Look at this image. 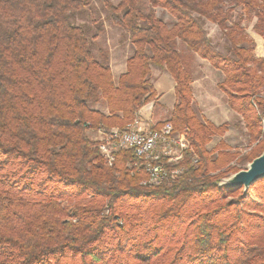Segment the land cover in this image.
<instances>
[{"label":"trees","instance_id":"16d2710c","mask_svg":"<svg viewBox=\"0 0 264 264\" xmlns=\"http://www.w3.org/2000/svg\"><path fill=\"white\" fill-rule=\"evenodd\" d=\"M96 1L0 0V264H264V177L247 192L219 185L264 151V58L242 25L255 19L264 39V0H98L95 17ZM106 22L133 47L117 80L96 42ZM188 53L225 75L218 87L245 122L248 152L208 148L231 124L196 111ZM155 66L175 81L165 122L190 149L182 174L148 185L134 151L109 165L88 131L125 128L156 101Z\"/></svg>","mask_w":264,"mask_h":264},{"label":"rangeland","instance_id":"374dc122","mask_svg":"<svg viewBox=\"0 0 264 264\" xmlns=\"http://www.w3.org/2000/svg\"><path fill=\"white\" fill-rule=\"evenodd\" d=\"M117 2L118 0H113ZM97 9L93 13L95 17L104 16L105 13L101 12L102 4L98 0L96 1ZM156 13L158 16L162 17L171 27L173 24V18L163 9L156 8ZM100 11V13L98 12ZM91 13L87 12L82 16H77V23L82 24L85 22L90 23L91 20ZM254 21L247 23L244 21L242 25L245 27V32L250 36L249 32L254 31ZM205 28L208 31L209 36L212 38L214 45L217 49L221 51H225L228 42L220 30V28L216 24H212L211 22H206ZM105 33L99 35L96 42L102 48H107L110 53V57L114 56L115 58H125L129 57L133 52V47L128 40V37L124 31L112 25L110 22L105 23ZM257 33V32H256ZM258 34V33H257ZM178 47L181 51L187 52L186 45L179 41ZM257 45L255 46V55L257 56ZM188 53V62L190 63V69L193 74V82L196 81L195 89L198 100H195L194 107L196 111L203 116L204 118L208 119L212 114H222L224 118H230L229 122L231 124L228 132L224 135L216 136L214 140L209 144L210 148H214V146L219 143L221 140L226 141L230 146L234 149V151H238L242 154L248 152L252 147L250 145L249 135L247 134V128L245 122L242 118L232 110L227 104V95L219 89L218 83L223 81L224 76L217 71L211 64L204 60L199 55H195L192 59H190ZM258 57V56H257ZM259 58V57H258ZM262 58V57H261ZM264 58V57H263ZM166 69L159 68L155 66L152 69L151 73V82L155 84L157 81L158 75L165 72ZM169 74V72L167 71ZM170 76V75H169ZM171 78V77H170ZM172 79V78H171ZM162 108V104L160 103L156 107L157 109ZM159 116V115H158ZM170 117V112L163 110L161 117H158L156 120H153V123L157 120L168 121ZM209 120V119H208ZM264 126V123H263ZM88 135L94 141L95 135L88 131ZM256 144H253L255 146ZM250 163V162H249ZM248 163V164H249ZM246 165V167L248 166ZM245 167V168H246ZM244 168V169H245ZM230 176V175H229ZM228 177V176H227Z\"/></svg>","mask_w":264,"mask_h":264},{"label":"built area","instance_id":"2783aa9c","mask_svg":"<svg viewBox=\"0 0 264 264\" xmlns=\"http://www.w3.org/2000/svg\"><path fill=\"white\" fill-rule=\"evenodd\" d=\"M90 132L95 135L98 148L109 165L120 151H134L138 158L135 165L148 173L144 184L159 185L184 172L182 163L190 143L187 135L175 131L171 122L154 128L144 125L139 115L125 128L98 127ZM194 162H198V157Z\"/></svg>","mask_w":264,"mask_h":264},{"label":"crops","instance_id":"0c3cea01","mask_svg":"<svg viewBox=\"0 0 264 264\" xmlns=\"http://www.w3.org/2000/svg\"><path fill=\"white\" fill-rule=\"evenodd\" d=\"M249 34H250V37L255 41V43L257 45V49H256L257 56L258 57H264V39H263V37L261 35L257 34L255 31L249 32ZM127 59H128V57H125L123 59L120 58V60H119V59L115 58L114 56L112 57V55H111L110 65H111V68L113 71V76H114L115 80H117L121 74H123L127 71ZM204 60H206V59H204ZM207 62L209 64H211L208 60H207ZM217 71H219V70H217ZM219 72L224 76V79H225V75L221 71H219ZM224 79H223V81H224ZM195 85H196V81H194L192 83L194 101L198 100ZM154 86L158 92L157 100L145 105L139 112V115H140V118H141L143 124L146 126H150V127H155L156 125L164 122V121L161 122V120H157L154 122V124H152L153 120H156L158 117H161L163 110L171 113V111H172V109L176 103L175 81H174L173 77L171 76V74L167 73V70H165V72H163L162 74L160 73L158 75L157 81L155 82ZM160 103L162 104V108L157 109L158 111H156V107ZM98 107L102 111H105V112L107 111V108L105 106H98ZM207 118L217 125H221L224 122H227L230 120V118H226V117L224 118V116L222 114H212V115H210V117H207ZM156 128H158V127H156ZM215 137L216 136L213 137V140L215 139ZM209 144H208V148L212 149L209 147Z\"/></svg>","mask_w":264,"mask_h":264},{"label":"water","instance_id":"95a60500","mask_svg":"<svg viewBox=\"0 0 264 264\" xmlns=\"http://www.w3.org/2000/svg\"><path fill=\"white\" fill-rule=\"evenodd\" d=\"M262 177H264V151L254 158L245 169L222 178L219 185L226 187L243 186L244 191L247 192L250 186Z\"/></svg>","mask_w":264,"mask_h":264}]
</instances>
